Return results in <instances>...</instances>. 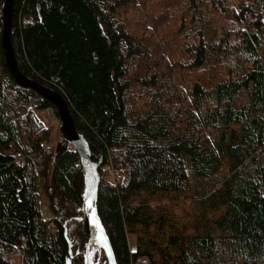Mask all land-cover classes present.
<instances>
[{
	"label": "trees",
	"instance_id": "trees-1",
	"mask_svg": "<svg viewBox=\"0 0 264 264\" xmlns=\"http://www.w3.org/2000/svg\"><path fill=\"white\" fill-rule=\"evenodd\" d=\"M4 1L0 264H65L69 243L71 264H83L79 156L50 152L30 105L58 118L55 107L5 65ZM10 38L19 72L65 100L88 146L116 264H264V0H13ZM186 192L221 219L178 235L132 202ZM152 226L171 234L142 238Z\"/></svg>",
	"mask_w": 264,
	"mask_h": 264
},
{
	"label": "water",
	"instance_id": "water-1",
	"mask_svg": "<svg viewBox=\"0 0 264 264\" xmlns=\"http://www.w3.org/2000/svg\"><path fill=\"white\" fill-rule=\"evenodd\" d=\"M12 6L13 0H5L2 6L3 28L1 48L5 59V65L18 86L34 91L37 95L55 107L60 121L61 137L73 147L79 156L85 194L82 215L79 218L82 222L84 249L80 252L77 250L75 254H80L82 256L83 264H116L110 242L97 213L99 177L96 167L90 161L89 149L84 138L76 133L71 124L65 100L56 92L46 89L34 81L28 80L18 70L10 38ZM89 204L91 207H89ZM93 216L98 221L99 228L93 223ZM101 230L104 244L106 245L104 247H102L99 242ZM64 236L66 238V231H64ZM71 248L72 246L69 243L68 258L65 264H71L73 257ZM102 254L105 256L106 261L100 263Z\"/></svg>",
	"mask_w": 264,
	"mask_h": 264
},
{
	"label": "rangeland",
	"instance_id": "rangeland-1",
	"mask_svg": "<svg viewBox=\"0 0 264 264\" xmlns=\"http://www.w3.org/2000/svg\"><path fill=\"white\" fill-rule=\"evenodd\" d=\"M248 92L241 93V101L244 104L248 102ZM36 105L32 103L30 108L35 116V118L42 124V126L48 130L46 136V147L50 150L52 154L56 151L69 148L72 146L64 141L60 134V121L55 116L54 111L51 109L37 111L35 109ZM224 171H227V167H224ZM50 173L51 167L49 166V170L47 172V181L45 186L47 188L50 187ZM107 176H103L104 179H109L113 181V178H106ZM41 196V213L44 222H48L52 220V216L49 212L48 201L46 195L43 191H40ZM132 202L134 204H139L142 202H147L150 208L154 212V217L157 219L160 215L164 216L168 221L167 225L172 226L171 230H174V234L178 235H191L194 233L196 227H199L207 222H215L218 219H221L223 215V210L213 211L208 210L205 204L206 202L204 198H197L196 195L190 192L186 193H176V194H144L138 193L133 196ZM169 227L163 228L161 230H156L154 226H152L149 230L142 232V238L146 235L154 237L158 240L166 239L167 235L171 234ZM74 241H78V237H71ZM127 244L129 250L131 252H135L136 250V239L132 234H127ZM157 259V258H156Z\"/></svg>",
	"mask_w": 264,
	"mask_h": 264
},
{
	"label": "built area",
	"instance_id": "built-area-1",
	"mask_svg": "<svg viewBox=\"0 0 264 264\" xmlns=\"http://www.w3.org/2000/svg\"><path fill=\"white\" fill-rule=\"evenodd\" d=\"M114 177L117 180L116 182H119V178H117L118 177L117 174H114ZM132 264H149V262L145 258L139 257Z\"/></svg>",
	"mask_w": 264,
	"mask_h": 264
},
{
	"label": "snow or ice",
	"instance_id": "snow-or-ice-1",
	"mask_svg": "<svg viewBox=\"0 0 264 264\" xmlns=\"http://www.w3.org/2000/svg\"><path fill=\"white\" fill-rule=\"evenodd\" d=\"M89 207H91L90 204H89ZM93 223L97 226V228H99V223H98V221L95 219L94 216H93ZM99 242L101 243V246H102V247L106 246V245L104 244V238H103V235H102V230H101V234H100Z\"/></svg>",
	"mask_w": 264,
	"mask_h": 264
}]
</instances>
